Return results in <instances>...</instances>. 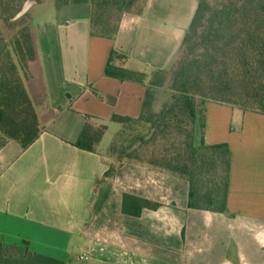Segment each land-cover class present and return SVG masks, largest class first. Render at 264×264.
Listing matches in <instances>:
<instances>
[{
	"label": "crops",
	"instance_id": "crops-1",
	"mask_svg": "<svg viewBox=\"0 0 264 264\" xmlns=\"http://www.w3.org/2000/svg\"><path fill=\"white\" fill-rule=\"evenodd\" d=\"M197 6L149 0L113 40L91 36L89 3L22 27L12 51L42 131L26 150L0 138V264H73L78 250L86 264H264V115L206 105L195 144L229 146L226 212L189 208L186 180L141 164L105 177L117 163L107 153L121 129L112 118H138L147 91L105 75L112 51L115 66L148 80L169 70ZM86 126L104 132L94 152L76 146ZM125 195L160 207L125 214Z\"/></svg>",
	"mask_w": 264,
	"mask_h": 264
},
{
	"label": "trees",
	"instance_id": "trees-1",
	"mask_svg": "<svg viewBox=\"0 0 264 264\" xmlns=\"http://www.w3.org/2000/svg\"><path fill=\"white\" fill-rule=\"evenodd\" d=\"M26 0H0V138L23 150L39 138L42 128L13 55L17 37L8 41L4 28L24 21L9 20ZM52 2L59 10L91 4V36L113 40L126 14L141 16L149 0H36ZM26 23V22H25ZM112 51L107 77L146 85L138 118L114 115L121 126L108 155L112 164L105 177L125 163H136L169 173L189 183V208L227 211L231 152L227 144H195L197 132L206 128V105L215 102L264 115V0H198V6L169 70L127 72L114 65ZM165 99L158 105L159 95ZM103 130L86 126L76 146L94 152ZM160 204L124 196L123 212L138 216Z\"/></svg>",
	"mask_w": 264,
	"mask_h": 264
},
{
	"label": "rangeland",
	"instance_id": "rangeland-1",
	"mask_svg": "<svg viewBox=\"0 0 264 264\" xmlns=\"http://www.w3.org/2000/svg\"><path fill=\"white\" fill-rule=\"evenodd\" d=\"M36 1V0H35ZM26 2V1H25ZM24 2V3H25ZM23 3V4H24ZM23 6V5H22ZM21 10V9H20ZM56 10V6L52 3V2H48V3H43V4H37L36 6H34V8L31 10V11H29L30 12V14L29 15H27V17L24 19V21H22V22H20L19 23V25H17V26H15V27H13V29H6V28H4V32H5V34H6V36H7V39H8V41H10V40H13V39H15L16 37H17V34H18V31H19V28L20 27H23L25 24H27V22H28V20H29V18L31 19V20H40V19H48V18H50V16H51V14L54 12ZM64 13H66V11H63ZM64 13H62V14H64ZM25 15V16H26ZM24 16V17H25ZM23 17V18H24ZM13 18V17H12ZM11 18V19H12ZM11 19L9 20V22H11ZM22 19V18H21ZM19 21V20H18ZM17 22V21H16ZM26 22V23H25ZM0 23H1V21H0ZM11 23H14V22H11ZM176 59V58H175ZM172 67V66H171ZM170 69V68H169ZM165 99V97H164V94L162 93V94H160L159 95V100H158V105H160V103H161V101L162 100H164ZM80 253V252H82V251H80V250H78V251H76V254H75V256H77V253ZM83 253V252H82ZM73 264H86V262H80V261H75Z\"/></svg>",
	"mask_w": 264,
	"mask_h": 264
},
{
	"label": "water",
	"instance_id": "water-1",
	"mask_svg": "<svg viewBox=\"0 0 264 264\" xmlns=\"http://www.w3.org/2000/svg\"><path fill=\"white\" fill-rule=\"evenodd\" d=\"M38 4L35 0H26V2L23 4L21 10L11 19V22H16L23 18L30 10L31 8Z\"/></svg>",
	"mask_w": 264,
	"mask_h": 264
},
{
	"label": "built area",
	"instance_id": "built-area-1",
	"mask_svg": "<svg viewBox=\"0 0 264 264\" xmlns=\"http://www.w3.org/2000/svg\"><path fill=\"white\" fill-rule=\"evenodd\" d=\"M76 258L80 262H87L89 260V257L86 254H83L82 252H78Z\"/></svg>",
	"mask_w": 264,
	"mask_h": 264
}]
</instances>
